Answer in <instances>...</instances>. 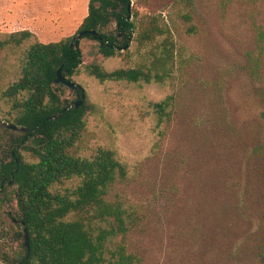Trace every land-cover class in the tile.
Wrapping results in <instances>:
<instances>
[{
	"label": "rangeland",
	"instance_id": "obj_1",
	"mask_svg": "<svg viewBox=\"0 0 264 264\" xmlns=\"http://www.w3.org/2000/svg\"><path fill=\"white\" fill-rule=\"evenodd\" d=\"M89 1L0 0V40L28 27L42 43L66 39ZM30 7L61 18L51 38L38 15L23 23ZM130 21L129 48L116 57L105 58L96 40H79L83 63L71 78L87 105L72 152L91 158L104 148L124 168L107 196L126 209L123 227L86 215L87 228L114 233L107 247L132 255L128 264H264V0H131ZM30 43L0 46L1 90L19 78ZM92 65L144 67L164 79L102 83ZM62 98L78 100L67 87ZM167 98L160 122L154 104ZM7 110L1 103L0 126ZM15 188L6 196L0 188V264L24 253Z\"/></svg>",
	"mask_w": 264,
	"mask_h": 264
},
{
	"label": "trees",
	"instance_id": "obj_2",
	"mask_svg": "<svg viewBox=\"0 0 264 264\" xmlns=\"http://www.w3.org/2000/svg\"><path fill=\"white\" fill-rule=\"evenodd\" d=\"M130 6L131 0H90L88 15L76 34L96 31L99 40L91 35L84 38L96 40L105 58L116 57L136 29L135 22L128 20ZM114 22L116 27L109 30ZM76 34L42 43L26 29L0 40L2 48L13 49L32 41L20 58L19 78L0 89V104L8 107L5 122L28 130L17 132L0 126L1 192L6 194L12 180L18 221L29 238L28 246L23 244V255L12 264H104L107 253L111 256L109 264H128L134 258L121 249L112 253L107 244L114 233L102 230L95 235L84 221L90 215L101 222L114 220L123 227L127 212L121 204L107 200L118 175L124 173L114 154L104 148L91 158L72 152L85 129L87 105L73 108L77 101L63 99L64 86L55 80L59 68L72 80L83 63ZM145 70L140 67L106 72L98 65L89 68L90 74L102 83L163 81L162 75ZM74 91L79 99L80 91ZM169 99L154 104L160 122L168 115ZM61 112L58 120H49ZM74 179L79 182L73 188L55 190L57 184ZM19 236L25 241L23 232Z\"/></svg>",
	"mask_w": 264,
	"mask_h": 264
},
{
	"label": "water",
	"instance_id": "obj_3",
	"mask_svg": "<svg viewBox=\"0 0 264 264\" xmlns=\"http://www.w3.org/2000/svg\"><path fill=\"white\" fill-rule=\"evenodd\" d=\"M130 7H129V10H130ZM128 20H130V17L128 18ZM88 35H91V36L95 37L98 40L101 38L96 31H93V32L83 31V32H80V33L76 34L75 39L79 41V40L83 39L85 36H88ZM129 43H130V40L124 47L120 48L119 50L120 51H125L126 49H128L129 48ZM55 83L57 85H62L64 87L70 88L72 90L80 91V98L77 100V102L75 103L73 108L78 109L79 107H81L85 103L86 94H85L84 89L81 86L75 84L69 78L65 77L62 74L61 68H59L58 71H57V77H56ZM69 110H70L69 108L65 109L66 112H68ZM62 114H63L62 112L58 113V114L50 117L49 120H58L62 116ZM2 125L5 126L7 129H10V130H13V131H17V132H27L28 131L24 127H21V126H18V125H14V124H8L6 122H3ZM12 183H13V181L11 180L10 181V185H12ZM3 187H4V185L0 184V188L3 189ZM23 233H24V237H25V243L28 246L29 238H28V234H27L26 229L23 230Z\"/></svg>",
	"mask_w": 264,
	"mask_h": 264
},
{
	"label": "crops",
	"instance_id": "obj_4",
	"mask_svg": "<svg viewBox=\"0 0 264 264\" xmlns=\"http://www.w3.org/2000/svg\"><path fill=\"white\" fill-rule=\"evenodd\" d=\"M30 4V3H29ZM29 4H27V5H29ZM89 4V3H88ZM44 10H45V12L43 13V15L40 13V12H42L43 11V9H41V11L39 10V8H32V7H30L29 8V10H25L23 13H22V15H21V17H22V20H23V23H27V21H29V20H34V18H33V16L35 17V16H39V17H37V18H40V19H38L39 21H40V24H39V26H38V28H43V27H47V29H49L50 31V33H48V34H46V38H51V36L53 35V34H55V29H57V31L60 29V20H61V18L60 17H55V16H52V15H50V10L48 9H45L44 8ZM87 11H88V7H87V9H86ZM47 12H48V14H47ZM87 15H88V13L86 14V17H87ZM48 17H50L51 19H50V24H49V22L47 23L46 21H47V19H48ZM85 17V18H86ZM42 18V19H41ZM84 17H83V19L82 18H78V19H76V23H75V27H74V29L72 30V31H70L69 32V34L67 35V37L66 38H68V37H70V36H73L74 34H75V32L77 31V29L79 28V26L81 25V23L83 22V20L85 19ZM29 29L28 30H30L31 32H33L34 33V30L31 28V27H28ZM35 34V33H34ZM36 35V34H35ZM45 36V35H44Z\"/></svg>",
	"mask_w": 264,
	"mask_h": 264
}]
</instances>
